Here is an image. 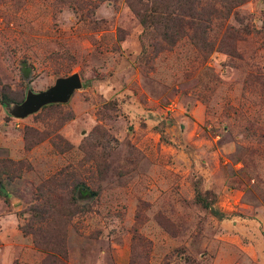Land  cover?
<instances>
[{
    "label": "rangeland",
    "instance_id": "1",
    "mask_svg": "<svg viewBox=\"0 0 264 264\" xmlns=\"http://www.w3.org/2000/svg\"><path fill=\"white\" fill-rule=\"evenodd\" d=\"M129 1L0 0V264H264V0H199L206 49Z\"/></svg>",
    "mask_w": 264,
    "mask_h": 264
},
{
    "label": "trees",
    "instance_id": "2",
    "mask_svg": "<svg viewBox=\"0 0 264 264\" xmlns=\"http://www.w3.org/2000/svg\"><path fill=\"white\" fill-rule=\"evenodd\" d=\"M138 5V0H130L129 4ZM199 4V0H150L143 12H140L141 21L143 25L148 23L155 24L157 26H164L166 31L165 36L169 34L168 31L174 30L177 28V25L180 21L185 19L189 21L191 27H193V37L195 39V44L201 49H206L211 47L207 42L208 31L207 29L212 24V19L210 18L209 11H197L195 6ZM212 8V7H211ZM211 10V9H210ZM190 18H188V17ZM222 29L226 30L224 35L229 36L232 33V28L230 26L223 24ZM167 38V37H166ZM259 85H261L262 90L264 91V81L260 80ZM2 103L9 105L12 103V99L6 94L2 95ZM53 106V105H50ZM49 107V106H47ZM45 107V108H47ZM1 183V182H0ZM83 193V191H82ZM197 202L205 209L209 210L212 214L220 216L219 211L215 210V199L211 198L208 195H203L201 192H198L196 195ZM35 243L38 247V241L35 236ZM44 248L51 254H55V249H50L49 245H43ZM49 247V248H48ZM61 257V256H60ZM57 262V261H56ZM60 264H67L66 258L64 261L61 260Z\"/></svg>",
    "mask_w": 264,
    "mask_h": 264
},
{
    "label": "water",
    "instance_id": "3",
    "mask_svg": "<svg viewBox=\"0 0 264 264\" xmlns=\"http://www.w3.org/2000/svg\"><path fill=\"white\" fill-rule=\"evenodd\" d=\"M24 77L28 80L32 76V69L27 68L28 63L22 64ZM83 88L81 76L75 73L69 77L58 78L55 84L46 91L36 93L29 90L25 100L20 104L6 105V109L15 118L26 119L37 114L43 108L50 105H65L70 102L76 91ZM2 187L0 185V192Z\"/></svg>",
    "mask_w": 264,
    "mask_h": 264
}]
</instances>
